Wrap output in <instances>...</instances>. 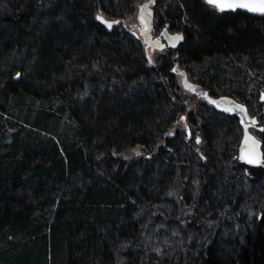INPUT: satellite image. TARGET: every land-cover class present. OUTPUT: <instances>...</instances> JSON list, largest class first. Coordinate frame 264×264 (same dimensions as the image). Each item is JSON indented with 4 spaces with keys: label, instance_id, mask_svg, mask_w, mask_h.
I'll return each instance as SVG.
<instances>
[{
    "label": "trees",
    "instance_id": "trees-1",
    "mask_svg": "<svg viewBox=\"0 0 264 264\" xmlns=\"http://www.w3.org/2000/svg\"><path fill=\"white\" fill-rule=\"evenodd\" d=\"M138 4L189 25L183 57L219 55L213 76L238 53L261 65L264 17L205 0ZM101 5L0 0V113L24 117L0 119V264H264V93L239 100L262 116L249 124L259 166L240 155L248 120L208 98L191 112L193 136L171 138L186 109L181 43L150 66L143 40Z\"/></svg>",
    "mask_w": 264,
    "mask_h": 264
},
{
    "label": "rangeland",
    "instance_id": "rangeland-1",
    "mask_svg": "<svg viewBox=\"0 0 264 264\" xmlns=\"http://www.w3.org/2000/svg\"><path fill=\"white\" fill-rule=\"evenodd\" d=\"M144 1L146 2V0ZM100 3L102 4L101 6H103V12L100 13V15L102 14L103 18L107 19L108 21L120 19L118 26H120L121 31H127L130 35L132 32H135L137 36L143 40L146 47L148 64L150 66L161 65L165 59L164 56L171 52V49L169 48H175L177 44L181 43V45L177 46V49H173L175 51L174 59H176V61H174L175 64L173 66V72L176 74L175 78L180 89V97L182 100H184L182 104L186 106V109L183 111V113H181L178 121L175 123L174 128L172 129L173 131L171 138H173V135L176 134L178 130L183 132L185 135L190 133L191 137L193 136L192 134H194L196 127H194L190 121L191 112L196 111L198 106L202 102H205L206 98H208L213 103H216L219 107H223L224 110L227 109V111H232L235 109V111L242 113L245 119L248 120V122L242 120V122L245 123L243 148H254L263 158L262 149L260 146V142L262 141V133L258 132L253 125H249L251 124V119L254 117L258 119V121H262V116L254 113V110H252L249 115L243 103L240 101H244V97L253 93L256 87L259 88V93H264V54H262V59L259 61L261 62V65H255L256 60L251 61L249 57H242V55L240 56L239 53L236 57L230 56V59L234 61L233 64H229V68L227 67L221 73H217V76H213V72L216 71V60L220 56L200 55L197 57V60L187 63V60L183 57V51H185L187 48L185 45L186 42L184 43V40L190 39L187 38L186 30L189 32V34L193 32L191 27L185 24L184 21L178 23V21L175 20L173 14L170 13V9L169 11H165L162 10V8L157 7L155 11V18L153 20L152 18L145 16V18L148 19H146L147 21H145V23H147V25L150 24V27L152 26L153 28L152 32L149 33L150 37L146 38L144 35H142V32L146 29V26L144 25V22L140 20L141 9L144 8L145 4H138L136 8H134V0H100ZM150 9L151 8H149V11H151ZM146 11H148L147 8ZM117 13H122V17L113 18V14ZM166 13H169L170 15H167ZM176 37H180V39H176ZM130 38H134V36L132 35ZM14 50L18 49L14 48ZM226 62H229V60ZM247 63H252V66L246 67ZM219 66L220 65H218V67ZM151 79H155V76L152 75ZM229 94L232 95V97L234 96L232 101L228 96ZM77 96L79 95L77 94ZM77 96H74L73 99L77 100ZM33 109L34 108H32V110ZM261 109L264 110V102L261 106ZM166 110L169 113L173 111L171 106H167ZM1 118L2 121L6 118L14 124L13 126L19 127L21 120H23L24 117L21 116V114L16 113V110H11L10 113H0V119ZM17 129L20 132V130H23L24 127L21 125V128ZM246 131L247 134L252 137V140L255 141V145H253L252 141L246 142ZM19 138L26 139L25 131L20 133ZM196 138L197 141H199L196 143L198 144L199 149H201L203 146L201 143V138L198 135ZM181 150L183 154L186 152V149L183 147ZM191 176L193 177V182L196 183L198 181L197 167L191 173ZM220 182L222 183V181H219L218 183Z\"/></svg>",
    "mask_w": 264,
    "mask_h": 264
},
{
    "label": "snow or ice",
    "instance_id": "snow-or-ice-1",
    "mask_svg": "<svg viewBox=\"0 0 264 264\" xmlns=\"http://www.w3.org/2000/svg\"><path fill=\"white\" fill-rule=\"evenodd\" d=\"M207 3L210 5H215L217 8H219L220 11H224L226 8L232 9V10H235L236 8H242V9H247L250 12L264 14V0H230V2H226V3H221L220 0H207ZM146 8H147V5H145L144 8L141 9V19L142 20H143V12L146 10ZM116 23H119V22H116ZM109 27H111V24H109ZM176 39H180V37H176ZM225 111H227V109H225ZM254 123L255 122L253 121V124ZM245 140L246 142L252 141L253 145H255V141H253L252 137L247 134V131L245 132ZM252 162L253 161L251 160L249 161V163H252Z\"/></svg>",
    "mask_w": 264,
    "mask_h": 264
},
{
    "label": "water",
    "instance_id": "water-1",
    "mask_svg": "<svg viewBox=\"0 0 264 264\" xmlns=\"http://www.w3.org/2000/svg\"><path fill=\"white\" fill-rule=\"evenodd\" d=\"M205 2L207 3V0H205ZM221 3H226V2H230V0H220ZM208 4V3H207ZM210 5V4H208ZM215 7L219 12H227V13H234V12H245L248 14H251L253 16H257V17H264V14L261 13H254V12H250L247 9H242V8H236L235 10L232 9H228L226 8L224 11H220L219 8H217L215 5H210ZM241 158L249 165L252 166H259L262 162V157L260 155V153L258 151H256L254 148H243L240 152ZM253 161L252 163H249V161Z\"/></svg>",
    "mask_w": 264,
    "mask_h": 264
},
{
    "label": "flooded vegetation",
    "instance_id": "flooded-vegetation-1",
    "mask_svg": "<svg viewBox=\"0 0 264 264\" xmlns=\"http://www.w3.org/2000/svg\"><path fill=\"white\" fill-rule=\"evenodd\" d=\"M147 10L148 11H144L143 12V20L140 18V20L141 21H143L144 22V25L146 26V29L142 32V35H144L146 38H149L150 37V35H149V33H151L152 32V26L150 27V24H148L147 25V23H145V21H147L148 19L147 18H145V16L146 17H150L151 18V16H153V14H152V11H149V9L147 8ZM147 19V20H146ZM148 23H149V21H148Z\"/></svg>",
    "mask_w": 264,
    "mask_h": 264
}]
</instances>
